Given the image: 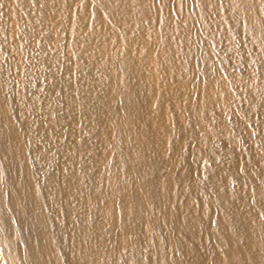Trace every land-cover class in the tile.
<instances>
[{"label":"bare ground","instance_id":"6f19581e","mask_svg":"<svg viewBox=\"0 0 264 264\" xmlns=\"http://www.w3.org/2000/svg\"><path fill=\"white\" fill-rule=\"evenodd\" d=\"M0 264H264V0H0Z\"/></svg>","mask_w":264,"mask_h":264}]
</instances>
